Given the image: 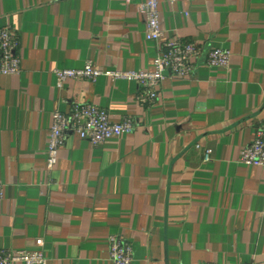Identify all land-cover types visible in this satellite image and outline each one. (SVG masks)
Here are the masks:
<instances>
[{
    "label": "crops",
    "instance_id": "1",
    "mask_svg": "<svg viewBox=\"0 0 264 264\" xmlns=\"http://www.w3.org/2000/svg\"><path fill=\"white\" fill-rule=\"evenodd\" d=\"M142 2L0 0L22 70L0 75V251L41 240L48 264H111L108 238L120 236L131 264H264V168L239 162L264 126V0H160L165 35L199 57L153 104L105 75L56 85L54 70L87 62L151 71L160 43L145 39ZM218 48L228 68L204 65ZM75 104L130 118L133 132L98 146L68 134L46 170L51 114Z\"/></svg>",
    "mask_w": 264,
    "mask_h": 264
},
{
    "label": "built area",
    "instance_id": "2",
    "mask_svg": "<svg viewBox=\"0 0 264 264\" xmlns=\"http://www.w3.org/2000/svg\"><path fill=\"white\" fill-rule=\"evenodd\" d=\"M174 3L177 0H168ZM160 0H143L140 11L145 18V39L160 43V49L153 60L151 71L103 72L94 64L87 62L79 69H56L53 75L56 85L61 88L69 80L95 82L101 75L110 80L134 82L139 88L138 99L149 104L158 98L161 82L169 76L183 80L190 77L196 67L199 50L193 43L184 42L176 37H167L160 25ZM19 39L13 28L7 24L0 28V75L16 77L21 74V60L18 54ZM230 51L214 49L208 52L203 63L211 68H228ZM133 132L130 118L123 117L113 121L107 110L90 104H75L69 113L54 111L48 131L46 147V170L55 168L59 151L68 134H74L81 140L98 146L113 137H122ZM211 150L206 149L203 161L209 162ZM239 162L247 166L264 168V126L255 131L253 140L242 148ZM2 192L0 190V198ZM36 249L22 252L0 251V264H48L42 251V241L35 242ZM109 261L111 264H131L133 251L130 242L120 236H109Z\"/></svg>",
    "mask_w": 264,
    "mask_h": 264
}]
</instances>
